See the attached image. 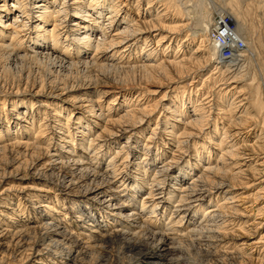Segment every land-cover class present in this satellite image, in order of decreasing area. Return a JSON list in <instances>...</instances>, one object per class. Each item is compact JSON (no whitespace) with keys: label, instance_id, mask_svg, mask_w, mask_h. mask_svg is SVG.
Listing matches in <instances>:
<instances>
[{"label":"bare ground","instance_id":"6f19581e","mask_svg":"<svg viewBox=\"0 0 264 264\" xmlns=\"http://www.w3.org/2000/svg\"><path fill=\"white\" fill-rule=\"evenodd\" d=\"M263 17L0 0V264H264Z\"/></svg>","mask_w":264,"mask_h":264},{"label":"built area","instance_id":"2783aa9c","mask_svg":"<svg viewBox=\"0 0 264 264\" xmlns=\"http://www.w3.org/2000/svg\"><path fill=\"white\" fill-rule=\"evenodd\" d=\"M217 23V26L211 32V37L214 41H218L221 59L232 60L238 58L246 48V43L235 31V24L228 16L220 18Z\"/></svg>","mask_w":264,"mask_h":264},{"label":"rangeland","instance_id":"374dc122","mask_svg":"<svg viewBox=\"0 0 264 264\" xmlns=\"http://www.w3.org/2000/svg\"><path fill=\"white\" fill-rule=\"evenodd\" d=\"M216 15H217V13L215 14V17H216ZM250 17H251V16H250ZM260 18H261V17H260ZM263 20H264V17H263ZM263 20H262V21H263ZM263 22H264V21H263ZM263 24H264V23H263ZM263 26H264V25H263ZM263 113H264V109H263ZM196 257H198L199 259L206 260L204 256L199 255V254H197V255L195 256V258H196Z\"/></svg>","mask_w":264,"mask_h":264}]
</instances>
